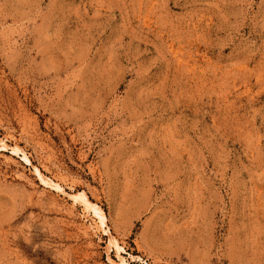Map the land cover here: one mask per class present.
Returning a JSON list of instances; mask_svg holds the SVG:
<instances>
[{"label":"rangeland","instance_id":"1","mask_svg":"<svg viewBox=\"0 0 264 264\" xmlns=\"http://www.w3.org/2000/svg\"><path fill=\"white\" fill-rule=\"evenodd\" d=\"M0 264H264V0H0Z\"/></svg>","mask_w":264,"mask_h":264}]
</instances>
